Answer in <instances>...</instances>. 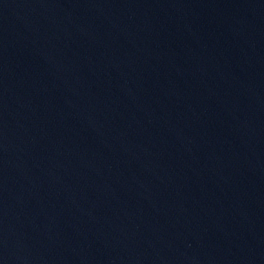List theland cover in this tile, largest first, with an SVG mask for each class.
Listing matches in <instances>:
<instances>
[{
  "label": "water",
  "instance_id": "obj_1",
  "mask_svg": "<svg viewBox=\"0 0 264 264\" xmlns=\"http://www.w3.org/2000/svg\"><path fill=\"white\" fill-rule=\"evenodd\" d=\"M0 264H264V0H0Z\"/></svg>",
  "mask_w": 264,
  "mask_h": 264
}]
</instances>
